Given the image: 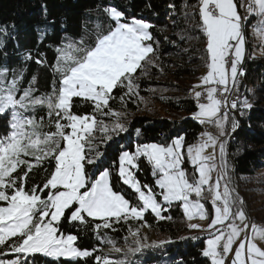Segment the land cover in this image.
Wrapping results in <instances>:
<instances>
[{"label": "snow or ice", "instance_id": "1", "mask_svg": "<svg viewBox=\"0 0 264 264\" xmlns=\"http://www.w3.org/2000/svg\"><path fill=\"white\" fill-rule=\"evenodd\" d=\"M190 7L185 19L195 21L194 27L202 35L207 66L200 83L191 88L197 108L192 118L202 125H213L218 135L203 132L197 143L187 146L184 137L177 136L171 144L144 143L137 145L134 153L122 151L116 175L134 192L136 202L114 190L112 170L103 167L101 145L107 146L114 137L129 131L127 113L113 109L110 101L118 98L123 107L128 101H143L136 81L147 74L149 66L156 67L159 59V41L151 32L155 27L152 23L135 17L129 21L115 5H104L101 11L107 28L98 24L87 40L81 36L55 47V63L49 66L59 79L43 96H33L31 85L17 96L19 79L13 74L7 83L8 69H0V115L10 116V130L0 135V201L7 205L0 207V257H5L0 258V264H29L27 258L34 254L57 260L91 256L94 264H127L74 246L78 237L61 234L60 223L94 224L93 231L98 232L121 220H142L149 210L157 218H170L162 217L161 212L168 211L174 202L180 203L189 221L197 216L210 219L207 229L201 230L209 232L202 256L211 264H264V249L253 242L257 237L264 240V227L249 221L243 198L233 194L226 159L228 137L239 128L232 112L243 116L244 109L253 106L247 98L238 103L228 97L238 91V80L246 75L242 64L247 27H253L264 48V0H196ZM41 10L46 23L44 29H37L40 42L47 28L57 23L49 17L46 3L41 4ZM253 20L256 25H252ZM89 31L85 25V33ZM0 32L8 35L7 28ZM0 48H5L3 40ZM2 54L7 55L6 48ZM43 56L37 52L34 62L43 65ZM25 59H33L31 52ZM74 98L90 102L92 111L75 113ZM36 106L46 107V117L25 118L20 111ZM45 119L49 131L41 130ZM135 131L138 136L140 129ZM209 148L212 154L205 155ZM22 157H33L35 165ZM140 158L150 165L153 185L142 184L137 177ZM185 159L193 169L191 179L183 167ZM44 161H48V175L41 184L28 187L29 173L34 166L44 167ZM88 165L95 166L97 173L90 176ZM213 172L217 174L215 181ZM205 190L211 196L214 215L200 202L206 198ZM189 228L200 229V225L189 224ZM129 232L135 247H129L128 253L134 254L141 250L139 229L130 228ZM112 250L122 251L114 245Z\"/></svg>", "mask_w": 264, "mask_h": 264}, {"label": "trees", "instance_id": "2", "mask_svg": "<svg viewBox=\"0 0 264 264\" xmlns=\"http://www.w3.org/2000/svg\"><path fill=\"white\" fill-rule=\"evenodd\" d=\"M195 2L196 0H0V29L8 30V35L0 32V40H3L7 52V55H3L5 48H0V69H8L7 83L11 82L13 74L19 79L20 91L17 96L29 85L33 89V96H43L51 91L53 81L59 79L49 66L55 63V47L78 40L81 36L87 40L98 24L107 28V18L101 11L104 5H115L124 12L129 21L135 17L155 26L151 32L159 41L157 66H149L147 74L141 75L136 81L140 86L139 95L143 97V101H128L126 107L122 106L118 98L110 101L113 109L127 113L129 131L114 137L106 147L101 145V150L105 153L103 167L112 170L114 190L133 202H136L134 192L120 183L116 175L118 157L122 152L120 142H125L126 149L133 152L135 144L166 145L175 137L183 136L187 146L198 141L204 128V124L192 118L197 108L191 88L207 69L202 35L195 29V21L189 22L185 19V11L191 12L190 6ZM42 3L47 4L49 17L54 18L57 23L54 28H47V35L40 42L37 29H44L46 23L42 19ZM85 25L90 30L88 34L85 33ZM182 36L185 39H181ZM247 43L250 51L252 40L247 39ZM28 52H31L32 60L25 59ZM37 52L44 54L41 57L45 61L43 65L34 62ZM245 72L244 94L238 103L247 98L253 106L250 110L244 109L243 116L233 111L232 114L239 121V128L229 135L226 144L229 176L238 185L239 190L240 186L245 188L248 181H254L264 175V57L259 62L246 60ZM120 94L117 91L116 96L119 97ZM125 99L127 100V97ZM36 111L40 117H46V107L36 106ZM73 111L84 114L90 113L92 108L90 102L74 98ZM6 116L7 114L0 115V135L10 130V116ZM103 119L111 121L107 117ZM136 129H140V134L137 140H134ZM26 160L35 163L34 159ZM43 164L44 167L34 166L33 171L29 173L28 187L33 183L41 184L48 175L45 170L48 168V161ZM139 167V181L153 185L151 168L144 158L139 160ZM183 167L191 179L193 169L187 160ZM86 170L90 176L97 173L93 165H88ZM202 202L211 213V200L202 199ZM0 203L6 204L2 201ZM245 212L250 222L264 223V217L260 220L254 211L246 209ZM257 215L264 216V213L258 212ZM161 216L170 218H157L148 211L142 220H121L119 223H113L112 228H101L98 232L93 231L94 224L69 223L63 220L60 223V233L76 235L78 239L75 245L81 250H90L93 255L107 256L113 260H125L127 264H211L210 259L202 256V249L205 248L209 234L189 228V221L180 203L172 204L168 211H162ZM130 228L133 231L139 229L141 250L134 254L124 252L105 255L104 249L113 248V245L117 248L135 247V243H129L133 238L129 232ZM143 230L149 234L143 233ZM149 236L155 238L148 242ZM12 258L15 259L16 256L13 255ZM27 259L29 264H94L91 256L75 260H57L43 254H34Z\"/></svg>", "mask_w": 264, "mask_h": 264}, {"label": "rangeland", "instance_id": "3", "mask_svg": "<svg viewBox=\"0 0 264 264\" xmlns=\"http://www.w3.org/2000/svg\"><path fill=\"white\" fill-rule=\"evenodd\" d=\"M257 24V21L256 20H253L252 21V25H256ZM247 39H249V40H252V48H251V50L249 51V47H247ZM261 40L255 35V33H254V30H253V27H251V26H249V27H247V35H246V54H245V60H246V58H247V60L249 59L250 61H252V62H259L260 60H262L263 59V57H264V48H261ZM245 62V61H244ZM243 65H244V63L242 64V67H243ZM246 69V63H245V65H244V70ZM206 71H207V69L206 70H204L203 72H202V75H201V77H203L205 74H206ZM200 77V78H201ZM240 78H242V77H240ZM244 81H245V83H246V75H244V79H243ZM198 83H200V79H199V81L197 82V84ZM240 87H241V83H240ZM240 89V88H239ZM239 89H238V92H239ZM199 90V89H198ZM19 92V91H18ZM235 92V91H234ZM23 94V92L21 93V95ZM237 102H239V101H237ZM249 102L251 103V101L249 100ZM20 111L23 113V116L25 117V118H28V117H39L40 118V116L37 114V111H36V107L35 108H29L27 111H25V110H23V109H20ZM197 111V110H196ZM233 113V112H232ZM39 118H37V119H39ZM105 120V119H104ZM105 122L106 123H111V121H109V122H107V120H105ZM44 125H45V127H43L41 130L42 131H49V129L46 127V125H47V120L45 119L44 120ZM203 132H210L212 135H214V136H216V135H218V132H217V129L215 128V127H211V124H204V128H203V130L201 131V133H203ZM201 133H200V135H199V139L201 138ZM136 134V133H135ZM124 137H122V139H123ZM220 138H222L223 139V137H220ZM199 139H198V141H199ZM134 140H137V135L136 136H134ZM197 141V142H198ZM196 142V143H197ZM109 143V142H108ZM107 143V144H108ZM139 144H142V143H139ZM139 144H135V147H134V151L133 152H131L130 150H128V149H126L127 148V144L125 143V142H123V141H121L120 142V146H121V148H122V151H129V152H131V153H134L135 151H136V147H137V145H139ZM157 144H160V143H157ZM171 144V143H170ZM102 146H105V145H102ZM106 147V146H105ZM104 150H106L107 151V149H104ZM218 148H217V156H218ZM111 153V152H110ZM109 153V154H110ZM205 155H211L212 154V149L211 148H209V149H207L206 150V152L204 153ZM22 158H24V159H34L33 157H22ZM141 159V158H140ZM139 159V160H140ZM185 160H187V159H185ZM30 162V161H29ZM31 163H33V162H31ZM138 163H139V161H138ZM33 164H35V163H33ZM118 164H119V160H118V163H117V166H118ZM94 168H95V166H94ZM190 178V177H189ZM217 178V174H216V172H213L212 173V179H213V181H215V179ZM264 175H262V177L261 178H259V177H257L254 181H248L247 183H245V188H242L241 186H240V190H239V187H238V185L235 183V181H233V180H231V182H230V187L232 188V189H234V193L233 194H235V193H238L239 194V196L240 197H242L243 198V200H244V202H245V204H244V209L246 210V209H250L251 211H254V213H255V215L257 216V217H259V219L261 220L264 216H262V215H257L258 214V212H262L263 211V213H264V191H263V187H264ZM223 190V181L221 182V191ZM204 197H206V198H204V199H209V200H211V196L207 193V191L205 190V192H204ZM191 199H193V200H195L196 198H195V196L193 195L192 197H191ZM201 203H203L202 202V199H201V201H200ZM174 203H179V202H174ZM173 203V204H174ZM204 204V203H203ZM5 206H7L5 203H0V207H5ZM204 206H205V210L207 211V212H209L210 213V210H208V208L206 207V205L204 204ZM150 211V210H149ZM162 213V212H161ZM211 214H213L214 215V212H213V206H212V211H211ZM248 217V216H247ZM189 221V220H188ZM250 221V220H249ZM210 223V219H205V220H201V219H199V217L197 216V217H194L191 221H189V224H197V225H200V229H198V230H201V229H207V226H208V224ZM258 227H264V223L262 222V223H256V222H254ZM202 231V233L203 232H207L208 234H209V232L208 231H206V230H201ZM143 233H146V234H149L146 230H143L142 231ZM64 235V234H63ZM66 236V235H65ZM147 235H145V237H146ZM209 236V235H208ZM155 237L154 236H149V237H147V240H148V242H149V240L151 241V240H153ZM243 238V234H242V236H241V239ZM253 242H255L259 247H261L262 249H264V240H261L259 237H257ZM129 243L130 244H133L134 243V238H131L130 240H129ZM238 243H239V240H237V242H236V244H234L233 245V248H235L237 245H238ZM74 246H76L75 245V242H74ZM206 246H207V244L205 243V248H206ZM128 248L129 247H125V246H123V247H120V249H122V251L121 252H116V251H114V250H112L113 248H108V249H105L104 251H103V253L105 254V255H111V254H120V253H124V252H128ZM61 258H63V257H61ZM63 259H65V258H63ZM232 259V256L231 255H229V257L227 258V260L228 261H230ZM226 264H227V261H226Z\"/></svg>", "mask_w": 264, "mask_h": 264}, {"label": "bare ground", "instance_id": "4", "mask_svg": "<svg viewBox=\"0 0 264 264\" xmlns=\"http://www.w3.org/2000/svg\"><path fill=\"white\" fill-rule=\"evenodd\" d=\"M244 76H242L240 83H241V87L239 89L238 92V97L233 98V100L239 101V99L242 97V95L244 94V89H245V82H244ZM203 99V98H202ZM105 250V249H104Z\"/></svg>", "mask_w": 264, "mask_h": 264}, {"label": "built area", "instance_id": "5", "mask_svg": "<svg viewBox=\"0 0 264 264\" xmlns=\"http://www.w3.org/2000/svg\"><path fill=\"white\" fill-rule=\"evenodd\" d=\"M240 2L243 3L244 0H240ZM240 11H241V14H244V9H243V8H241ZM240 80H241V78H239V80H238V89L240 88ZM235 97H238V91L232 92V93L229 95L228 98H229V100L231 101V100H233V98H235ZM220 139H222V138H220Z\"/></svg>", "mask_w": 264, "mask_h": 264}, {"label": "water", "instance_id": "6", "mask_svg": "<svg viewBox=\"0 0 264 264\" xmlns=\"http://www.w3.org/2000/svg\"><path fill=\"white\" fill-rule=\"evenodd\" d=\"M246 60H247V58H246ZM246 60H245V62H244V65H245V63H246ZM244 65H243V68H244Z\"/></svg>", "mask_w": 264, "mask_h": 264}]
</instances>
